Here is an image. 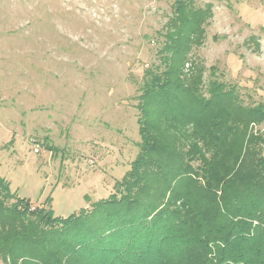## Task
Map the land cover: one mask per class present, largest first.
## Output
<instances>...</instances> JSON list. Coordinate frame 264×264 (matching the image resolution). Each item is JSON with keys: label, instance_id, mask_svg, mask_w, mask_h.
I'll list each match as a JSON object with an SVG mask.
<instances>
[{"label": "trees", "instance_id": "16d2710c", "mask_svg": "<svg viewBox=\"0 0 264 264\" xmlns=\"http://www.w3.org/2000/svg\"><path fill=\"white\" fill-rule=\"evenodd\" d=\"M172 1L158 64L143 71L130 170L66 218L0 179L4 264H264V131L253 129L264 104L244 105L214 67L204 82L191 52L212 6Z\"/></svg>", "mask_w": 264, "mask_h": 264}, {"label": "rangeland", "instance_id": "374dc122", "mask_svg": "<svg viewBox=\"0 0 264 264\" xmlns=\"http://www.w3.org/2000/svg\"><path fill=\"white\" fill-rule=\"evenodd\" d=\"M172 2L0 0V179L13 193L61 218L110 196L138 154L137 96ZM194 4L212 6L191 52L204 82L214 67L244 105L264 104V0Z\"/></svg>", "mask_w": 264, "mask_h": 264}, {"label": "built area", "instance_id": "2783aa9c", "mask_svg": "<svg viewBox=\"0 0 264 264\" xmlns=\"http://www.w3.org/2000/svg\"><path fill=\"white\" fill-rule=\"evenodd\" d=\"M35 152H37V151H35Z\"/></svg>", "mask_w": 264, "mask_h": 264}]
</instances>
